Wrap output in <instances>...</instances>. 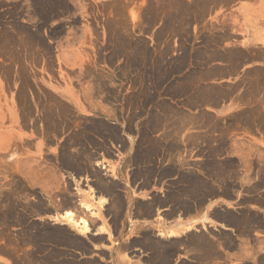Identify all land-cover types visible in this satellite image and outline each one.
<instances>
[{"label": "crops", "instance_id": "obj_1", "mask_svg": "<svg viewBox=\"0 0 264 264\" xmlns=\"http://www.w3.org/2000/svg\"><path fill=\"white\" fill-rule=\"evenodd\" d=\"M131 9L133 44L153 53L173 41L165 18ZM179 24L190 37L179 94L156 97L148 117H123L121 102L117 139L98 148L106 178L94 195L84 189L95 225L74 235L83 247L67 249L70 264H259L264 255V191L216 174L263 168L264 0L211 3Z\"/></svg>", "mask_w": 264, "mask_h": 264}, {"label": "rangeland", "instance_id": "obj_2", "mask_svg": "<svg viewBox=\"0 0 264 264\" xmlns=\"http://www.w3.org/2000/svg\"><path fill=\"white\" fill-rule=\"evenodd\" d=\"M230 1L0 0L1 264L4 255L19 264H61L67 249L83 247L75 237L83 231L60 216L69 212L86 221L89 233L95 225L84 189L94 195L93 184L106 178L98 148L100 140L116 141L121 102L123 117H148L156 97H177L190 38L189 27L179 23L202 15L211 3ZM137 3L144 15L167 20L173 41L156 43L153 53L130 38L127 18ZM262 161V169L216 174L243 178L264 191ZM51 229L73 244L53 242ZM258 262L264 264V255Z\"/></svg>", "mask_w": 264, "mask_h": 264}, {"label": "bare ground", "instance_id": "obj_3", "mask_svg": "<svg viewBox=\"0 0 264 264\" xmlns=\"http://www.w3.org/2000/svg\"><path fill=\"white\" fill-rule=\"evenodd\" d=\"M61 111V110H60ZM104 125V124H103ZM93 126V125H92ZM100 128V127H99ZM105 128V127H104ZM107 129V128H106ZM93 130V129H92ZM97 131H98V129H97ZM116 131V130H115ZM103 133V132H102ZM114 133V132H113ZM107 134V133H106ZM104 135V134H103ZM102 135V136H103ZM108 136V135H107ZM116 137V136H115ZM114 137V139H117V137L115 138ZM105 138V137H104ZM102 139V138H101ZM114 141V140H113ZM95 143V142H94ZM93 143V144H94ZM153 147V146H152ZM84 149V148H83ZM154 149V148H153ZM77 156V155H76ZM69 157H71V156H69ZM74 159V158H73ZM72 160V159H71ZM143 162V161H142ZM74 163V162H73ZM80 164V163H79ZM69 168V167H68ZM137 175V174H136ZM104 189V188H103ZM103 193V192H102ZM178 197V196H177ZM102 199V198H101ZM118 199V198H117ZM178 199V198H177ZM102 201V200H101ZM117 202V201H116ZM118 203V202H117ZM151 204V203H150ZM109 205H111V203L109 204ZM143 207H144V205H143ZM113 208V207H112ZM119 208V207H118ZM122 208V207H121ZM142 208V207H141ZM137 209V208H136ZM109 210V209H108ZM122 211V210H121ZM120 211V212H121ZM147 213L146 214H148V211H146ZM119 216V215H118ZM117 217V216H116ZM241 217V216H240ZM60 218L61 219H65L66 220V222L67 223H69V224H71L74 228H76L77 230H81V231H83L82 232V234H87V231H88V229H89V227H88V224H87V222L86 221H84V220H81V219H79V220H77V221H75L73 218H72V214H70L69 212H64L63 214H61V216H60ZM118 218V217H117ZM120 218V217H119ZM223 221V220H222ZM58 229V228H57ZM52 231H48V232H50V233H47V235L48 234H50L48 237L51 239V240H53V242H54V240H57L58 242L59 241H61L65 246H69L70 244H73V240L72 239H70V237L69 236H67L66 238L64 237L63 238V236L64 235H61L62 234V232H60L59 230H54V229H51ZM27 237V236H26ZM82 243V242H81ZM80 245H82V244H80ZM133 245V244H132ZM73 246V245H72ZM77 246H79V245H77ZM83 246V245H82ZM81 246V247H82ZM162 246V245H161ZM206 246V245H205ZM70 247V246H69ZM74 247V246H73ZM76 248V247H75ZM79 248V247H78ZM77 248V249H78ZM192 248V247H191ZM81 249V248H80ZM84 250H85V248H84ZM193 250V249H192ZM121 251V250H120ZM13 257V256H12ZM202 257V256H201ZM50 258V257H49ZM54 258V257H53ZM47 259V258H46ZM42 260H45V259H43L42 258ZM56 260H57V258H56ZM45 261H47L48 262V260H45ZM69 260H67L65 263L64 262H62L61 264H70V261L68 262ZM45 263V262H44ZM40 264V263H39ZM72 264V263H71ZM119 264V263H118Z\"/></svg>", "mask_w": 264, "mask_h": 264}]
</instances>
